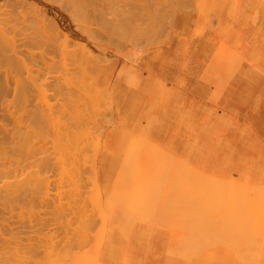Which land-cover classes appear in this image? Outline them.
Wrapping results in <instances>:
<instances>
[{"label":"rangeland","instance_id":"374dc122","mask_svg":"<svg viewBox=\"0 0 264 264\" xmlns=\"http://www.w3.org/2000/svg\"><path fill=\"white\" fill-rule=\"evenodd\" d=\"M4 29L0 264H264V0H0Z\"/></svg>","mask_w":264,"mask_h":264},{"label":"bare ground","instance_id":"6f19581e","mask_svg":"<svg viewBox=\"0 0 264 264\" xmlns=\"http://www.w3.org/2000/svg\"><path fill=\"white\" fill-rule=\"evenodd\" d=\"M2 19V21L5 23V24H8V22H10V21H12V18H10V17H2L1 18ZM4 40H9V36H8V33H7V31H6V29H4L3 30V32L1 33V35H0V41L2 42V41H4ZM23 45V44H22ZM6 129V128H5ZM4 128L2 129V136L0 137V141L2 140L1 138H3V141H4V139H5V142H6V140H7V143L5 144L4 142H3V144H4V146H2V148L4 147V151H7L8 153L7 154H9V152H10V145H9V142H8V138H7V136H9L8 134H9V132H8V130H7V132L5 133L4 132V130H5ZM0 131H1V129H0ZM4 132V133H3ZM1 133V132H0ZM4 134H6L7 136H4ZM5 137V138H4ZM1 143V142H0ZM2 144V145H3ZM7 146V147H6ZM9 146V147H8ZM2 148H1V150H2ZM8 148V149H7ZM1 150H0V152H1ZM9 150V151H8ZM3 150H2V154H4V156H7L8 157V155H6V153L4 152ZM0 153V154H1ZM2 154H1V156H2ZM7 157H5V160H4V162L5 161H7L8 160V158ZM4 158V157H3ZM0 159H1V157H0ZM2 161H3V159H2ZM14 187V186H10L9 187V182H7L5 179H2L1 177H0V198H1V200L2 199H6V198H8V199H10V198H14V196H15V198H17V197H20V196H22L23 194H22V192L20 193V191H18V189L16 190V191H18L19 193H18V195H17V193H15L16 191L15 190H12V188ZM15 188V187H14ZM13 188V189H14ZM11 190V191H10ZM15 191V192H14ZM5 192V193H4ZM9 192H11V193H9ZM3 193V194H2ZM9 194V195H8ZM11 194V195H10ZM16 195H17V197H16ZM4 196V197H3ZM8 196V197H7ZM10 196V197H9ZM13 196V197H12ZM222 197V199L219 197V195H214V198L213 199H211V200H201L200 202H197L196 200H195V198L194 197H190L189 198V201H188V212H187V215H190V213H191V211L192 210H194L195 208L193 207V205H196V208L199 210V214H198V216L194 219V222H192V225L194 226V231H195V233H199V232H201L202 230L203 231H205L204 229H206V227H205V224H204V220H203V218L204 217H208V219L210 220V222L213 224V225H223V226H225V227H227V228H231V227H237L238 226V224H242L243 223V219L239 216V214H238V212H237V201L239 200V197L238 196H236V195H229V196H221ZM7 200V199H6ZM222 201H224V202H222ZM240 204L244 207L245 206V208L247 209L248 207L250 208V209H252L253 208V206H255L257 203H256V201L255 200H250L249 198H247V197H243L241 200H240ZM258 205V204H257ZM249 213L253 216V217H255L256 218V221H255V223L256 222H258V223H260L261 221H258L259 219L255 216V215H253L254 213H253V210L251 211V210H249ZM255 218H253L252 220L254 221V219ZM220 219H222V220H220ZM251 220V223L253 222ZM222 221V222H221ZM221 222V223H220ZM248 222H250V221H248ZM247 221H246V225H250L249 223H248ZM254 222L252 223V224H254V225H256ZM261 225V224H260ZM251 227V226H250ZM0 234H2V232L0 233ZM258 239V238H257ZM0 241H2V244H4V240H0ZM4 247V249H8V245H6V242H5V245L3 246ZM3 247L1 248V244H0V248L3 250ZM0 249V252H2V253H4L5 251H2ZM8 250H10V249H8ZM6 252H10V251H6ZM1 254V253H0ZM4 254H8V253H4ZM4 254H2L1 256H3ZM245 256H246V254H244ZM0 256V257H1ZM246 264L248 263V259H247V257H246V260L244 261Z\"/></svg>","mask_w":264,"mask_h":264}]
</instances>
